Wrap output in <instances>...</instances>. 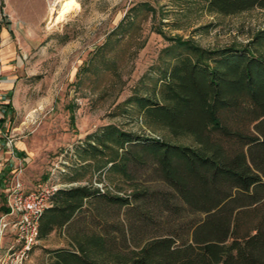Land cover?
<instances>
[{
  "label": "rangeland",
  "instance_id": "1",
  "mask_svg": "<svg viewBox=\"0 0 264 264\" xmlns=\"http://www.w3.org/2000/svg\"><path fill=\"white\" fill-rule=\"evenodd\" d=\"M61 1L0 0V119L7 124L0 132L14 134L22 160L20 170L3 176L0 213L7 208L5 190L16 179L24 190L48 180L60 188L88 185L106 196L124 197L134 188L167 190L143 166L133 168V182L107 171L103 165L114 154L112 145L94 157L82 148L108 124L192 145L191 136H171L129 98H159L172 38L204 48L246 46L264 29L259 7L223 14L205 0H77L79 8L56 21ZM249 47L264 57V41ZM148 211L152 225L130 227L128 207L93 197L69 222L39 238L22 264H51L55 250H72L74 238L91 234H102L111 252L128 256L149 235L171 229L172 223L157 225L159 207L147 206ZM12 235L1 238L0 261Z\"/></svg>",
  "mask_w": 264,
  "mask_h": 264
},
{
  "label": "trees",
  "instance_id": "2",
  "mask_svg": "<svg viewBox=\"0 0 264 264\" xmlns=\"http://www.w3.org/2000/svg\"><path fill=\"white\" fill-rule=\"evenodd\" d=\"M205 1L223 14L264 8V0ZM172 39L159 98L135 94L129 102L171 136H191L193 144L108 124L82 148L94 157L112 145L107 171L133 182V168L143 166L167 190L134 188L122 197L88 185L59 188L39 218L38 238L98 196L128 207L134 228L152 225L147 206H157V225L172 223L171 229L149 235L128 256L111 252L102 234L76 237L74 249L55 250L51 264H264V57L249 47L264 41V29L246 46L204 48Z\"/></svg>",
  "mask_w": 264,
  "mask_h": 264
},
{
  "label": "built area",
  "instance_id": "3",
  "mask_svg": "<svg viewBox=\"0 0 264 264\" xmlns=\"http://www.w3.org/2000/svg\"><path fill=\"white\" fill-rule=\"evenodd\" d=\"M1 134L0 153L6 151L7 170L14 173L20 170L19 166L22 164L15 146V137L12 132ZM60 187L63 186L51 184L47 180L31 190H24L22 183L16 179L12 186L5 190L8 210L0 214V238L11 232L14 240L0 264H22L33 246L39 242V218ZM15 247H18V251H11Z\"/></svg>",
  "mask_w": 264,
  "mask_h": 264
},
{
  "label": "crops",
  "instance_id": "4",
  "mask_svg": "<svg viewBox=\"0 0 264 264\" xmlns=\"http://www.w3.org/2000/svg\"><path fill=\"white\" fill-rule=\"evenodd\" d=\"M2 112H0V118L4 119L3 114H1ZM0 119V129L4 130V126H6V121ZM7 130V129H6ZM0 136H1V132H0ZM4 161H7V153L6 151H3L0 153V184L1 186H4L2 181H5V179L3 178V176L5 175V173L7 172V163H4ZM1 214V213H0ZM13 233L8 232L6 233L7 236H9V238L11 237ZM13 236V235H12ZM2 238V237H1ZM1 238H0V242H1ZM8 242V241H7ZM10 243V242H9ZM8 245V243L6 244ZM9 247V246H8Z\"/></svg>",
  "mask_w": 264,
  "mask_h": 264
},
{
  "label": "bare ground",
  "instance_id": "5",
  "mask_svg": "<svg viewBox=\"0 0 264 264\" xmlns=\"http://www.w3.org/2000/svg\"><path fill=\"white\" fill-rule=\"evenodd\" d=\"M79 3L77 0H62L61 1V7L60 10L58 12V17H56V21H59L63 18H65V16L69 13L72 12L74 10H77L79 8ZM53 15V14H52Z\"/></svg>",
  "mask_w": 264,
  "mask_h": 264
}]
</instances>
